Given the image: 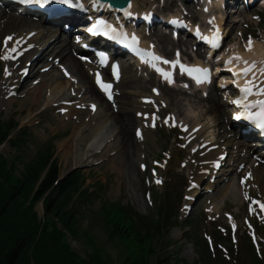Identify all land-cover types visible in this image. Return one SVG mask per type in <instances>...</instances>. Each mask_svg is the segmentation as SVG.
<instances>
[{
  "label": "rangeland",
  "instance_id": "obj_1",
  "mask_svg": "<svg viewBox=\"0 0 264 264\" xmlns=\"http://www.w3.org/2000/svg\"><path fill=\"white\" fill-rule=\"evenodd\" d=\"M157 2L160 3V0H138V7L140 9H148L154 6ZM166 2L167 7L164 9L166 11L164 13H175L179 6L178 2L174 0H166ZM255 15H258L259 18L256 19ZM240 18H243V20L241 24L239 23L236 30L232 32V38H230L231 45L228 49L239 43L245 47L249 38L253 37L256 42L264 45V3L258 8L252 10L249 14L241 15L237 20ZM26 29L27 28H20V30H23L24 32L30 31ZM8 30L9 29L2 32L1 38L9 34ZM240 32H242V34ZM2 40L0 42V56L3 54ZM159 44L162 49H165L164 51L168 55H172V52L177 45V43L174 45ZM3 70L4 65L0 62V115L4 121H10L12 119L16 120L19 124V128L23 130L25 137L21 149L17 150L10 144V142H8L0 147V154H3L11 163L13 161L17 162L15 168L19 173L23 170L25 163L35 157L38 148L50 142L52 146L55 147V159L58 163L59 178L75 171L81 173L86 178L85 188L90 189V191H95V188L102 184L104 187V193L101 194L100 198H94L91 203L84 206L82 210L83 214L79 215V225L82 230H86L92 235L98 246L104 247L106 254L109 255L111 259H116L118 257L119 249L114 246L113 243L108 241L104 222L98 212L103 202L117 203L131 207L141 216L151 219L159 218V207H161V211L168 210L167 216L181 217L180 208L183 203L181 195L183 196V194L186 193V188L189 184L188 182H191L189 161L191 160L192 155H190V148L186 143L185 136L181 133V129H177L174 126L171 127L169 124L170 122H167L168 126L165 125L166 114L160 122L159 129L155 131V135L152 137L148 136L144 142L139 143L141 149L136 152L135 162L138 164L137 167L139 166L138 168L141 172L136 177L131 176L129 179L125 171H119L116 162L118 151L114 149L116 142L115 137L118 130L109 127L108 123L110 122L106 124L98 123V125L96 124L97 126H92V128L98 127V131H95L90 138L88 137L85 144L86 148L91 149L93 153H88L86 155L84 159L85 163L83 165H77L75 162H73L72 165V163L67 162V157L65 156L66 152L60 151L58 146L61 142L78 131V128L73 129L71 125L66 124H70L73 120L72 118H70V120L64 119L65 116L59 114L61 108L54 109L52 107L58 97L61 95V97H65L70 94L69 86L67 85L64 91L62 90L60 93H55L51 96L49 95V89L44 90L43 99L41 102L37 101L38 103H35L34 93L38 92L37 90H39V86L35 84L32 85V89L28 96L22 97V93H20L17 97L8 98V91L6 90V93L3 91V88L6 87L3 84L5 83V74ZM136 75L137 74L133 72L126 74V81L124 85L121 86L122 91H127L125 90V84H127L129 78ZM28 81L29 80L25 83H28ZM147 84L149 83H145L143 80L140 82V86H144V88L147 87ZM29 86L30 85H28L27 88H29ZM146 90L147 92H136V90H132V100L130 99L131 101L129 102L130 105H127L126 103L127 96L122 95L119 99L120 109L116 113L111 108L112 112H114L115 115H120L121 113H126L125 111H130L132 115H135L136 104L141 101L142 97L152 94V86L149 85ZM227 90L228 89H224L219 92L216 88H212L213 94L218 93L217 98L224 110L222 116L225 126L228 124L226 122L230 105L226 103V97L222 93H225ZM166 91L168 92L169 89H166ZM166 91L164 97H166V100L169 102L166 96ZM20 92L23 91L21 90ZM178 94V101H175V104H170L171 110L173 112H180L179 114L182 119L188 121L190 124L191 122L194 124L198 123L199 121L195 119H198L200 116H205L202 123L206 127V134L209 136L217 134L219 137L222 130L218 131V129L215 128L213 117L209 116L206 107L210 102L209 98L213 95L207 100H203L199 93L190 94L178 92ZM5 97H7V99H5ZM85 103L87 102L85 101L84 103H81V105H84ZM90 104L91 103H87L84 106L89 108ZM101 114H103V109L100 108L97 113H93V116L98 120H102L101 117L103 115ZM60 120L62 121L60 122ZM62 122H65L67 126L63 125ZM134 127L135 126L130 127L131 137L137 141ZM18 135L19 133L15 132L12 139H16ZM104 147L110 148L106 152L104 151V153ZM156 162L160 164L157 175L161 176L163 184H165H160L158 187L152 188L148 186V183H155L152 168H155ZM143 164L147 165L146 169H141V165ZM214 197V201L213 199H210L209 201L207 199H204L203 201L200 200L199 204L201 205V208L204 207L201 213L203 216H196L194 214V218L187 221V223L184 221L178 223L177 228L171 231L167 239V244L169 243L170 246L166 251L169 253V256L173 258L177 257L188 264H195L200 260L201 250L205 247V243L202 240H206V237L211 238L212 245L215 243L214 247H217L215 239V237L218 236L217 231H215L217 230V221L219 226L224 229L223 235L226 238H230L231 234L228 227L230 223H232V219L226 217L227 214H230V216H233L234 222L239 225V232L236 234L238 244H234L231 241L235 247L230 249V252H227L229 245L227 242H221L222 244L219 245L216 253V258L219 260L217 264H251L252 254H248L246 246L244 245L246 237L247 243H250L248 238L249 235L243 224V219L246 216V205L241 206L240 203L242 200L240 197L238 200L232 195H229L224 199L218 194H215ZM36 210L40 213L41 218L44 217V208L42 204H39ZM188 222L190 224L189 226ZM59 227L64 231V228L60 224ZM260 234L261 233L259 232V235ZM261 236H259L261 239V248L260 250H255V253L261 256L260 258H264V234ZM69 241L72 249L79 253L83 258H86V255L91 252V249L87 246L86 241L82 237L74 239L69 236ZM222 241H224V239ZM247 246L250 250L249 245ZM251 251L253 250L251 249ZM228 255H230L231 258L225 259Z\"/></svg>",
  "mask_w": 264,
  "mask_h": 264
},
{
  "label": "trees",
  "instance_id": "obj_2",
  "mask_svg": "<svg viewBox=\"0 0 264 264\" xmlns=\"http://www.w3.org/2000/svg\"><path fill=\"white\" fill-rule=\"evenodd\" d=\"M15 127V123H4L0 119V145ZM21 141L18 138L12 143L18 146ZM52 157V147L45 146L17 176L14 164L0 155V264H115L86 233L83 237L87 238L92 252L83 259L72 250L66 233L58 228L55 219L75 238L81 235L75 219L79 205L70 207V204L75 202V196L88 200L90 195L85 191L79 194L83 180L77 174L52 189L58 175L56 163H51ZM41 200L48 216L45 222H41L35 212V205ZM101 214L108 240L122 248L117 260L120 264H185L156 256L166 219L169 221L170 217L149 221L132 209L115 204H103ZM202 260L201 264H211L207 256Z\"/></svg>",
  "mask_w": 264,
  "mask_h": 264
},
{
  "label": "bare ground",
  "instance_id": "obj_3",
  "mask_svg": "<svg viewBox=\"0 0 264 264\" xmlns=\"http://www.w3.org/2000/svg\"><path fill=\"white\" fill-rule=\"evenodd\" d=\"M136 2H137L136 0L133 1V4H132L133 11H134V8L136 6L135 5ZM0 20L2 22V25H0V31L5 32L7 29H9L8 31H9V33H11L10 37L13 38L12 40H10V42L5 44L6 49H13L15 42L20 43L24 39H27V41H28L27 44L24 45L18 51V53H20L22 55L21 59H19L18 61H15L13 63L7 64V66H9L11 68V70L9 71L11 73L10 81L14 83L17 80L20 81L21 76H20L19 72L24 70L28 66L27 63L30 62L32 60V58H36L35 55L41 53L40 57L41 58L45 57V54H47V52L44 53V52H42V50H40V48L37 49V46H38L39 42H41V41L48 43L50 40H52L53 35L50 34V36H47V37L46 36L44 37L43 35L42 36L41 35H31L29 37H26V36L22 35V31H20V28H22V29L29 28V29H36L37 30V29H40L41 26H39L38 24H34L32 22H29L27 20L18 19V18H14V17H8V16H0ZM4 20H6V22H4ZM18 28H19V30L15 31ZM14 33H16V34H14ZM155 37L158 39L159 43H161L163 45L174 43L172 38H168L166 35H163V34H157ZM181 44H182V42L179 41L178 45H181ZM70 45L71 44H69L68 41H64L60 45H58L59 46L58 48L54 47L49 52L50 56L55 55L53 57L59 58V60L61 61L60 63L64 68L63 70H65V72H68V74L70 76L74 77L79 85H82L78 92L75 91L76 94H73L74 90H71V96L68 97L69 101L75 102V98L78 97V99L87 98L90 101L99 102L101 109H103V114H101L103 116L101 117L102 120H98L96 118H92L91 113L89 111H86V108H84V107L80 108V109H76V108L71 109L69 114H67V116L68 117L74 116L75 118L73 119V122L71 121V123L69 125H71L73 129L78 128L79 132L76 131L72 136L68 137L63 142H61L58 147H59L60 151L66 152L65 156L67 157V162L72 163V165H73V162H75L77 165L81 166L85 163L84 159H85L86 155L88 153H93V151L91 149L86 148V144H85L88 137L90 138L91 135L95 131H98V127L92 128V126H95L96 124L98 125V123H100V124L105 123L106 124V123L110 122V123H108V126L118 130V133L115 137L116 142L114 145L115 146L114 149L118 151V154L116 156V162L118 164L119 171L120 172L125 171L127 174V177L129 179L131 178V176L136 177L138 174H140L141 171L138 168L139 166L137 167L138 164H136V162H135V155H136V152L141 149V147L138 145L137 141L131 137L130 127L135 126L134 128H136V131L142 132L143 133L142 136L145 135L146 138H147V136L152 137L155 135L154 134L155 132L152 131V128H150L143 121L144 119L142 118V116H144V114H147L149 107L148 106H146L145 108L143 107V110H141L140 107H142V105H144V104L142 103V105H141L140 103H137L136 106H139V105L140 106L137 107L138 109L136 108L135 115H132L130 111H125L126 113H121L124 115H121V114L115 115L114 112H112L110 105L105 101L103 95L97 90L95 85L91 82V79H90L88 73H93L94 67L91 65H88L86 63L82 64L80 61H77L75 58H73L71 56V54L68 53V51L74 47V46H72V45L70 46ZM163 50H165V49H163ZM238 54H239V56H241L240 58H242V59H239L237 62H233L232 63L233 68L239 64L246 65L244 63V61L251 62V61H259L260 60L262 66L256 67V69H255V76H256L255 83L257 85H260L257 82L259 81L260 77L262 76L260 74V69H264V48L260 45H256L255 48H253L250 53L245 54V55H241L240 53H238ZM45 66L47 68L48 67L50 68L51 64L45 63ZM61 70H62L61 68L57 67V69H56V67L54 65H52L51 70L42 75L43 80L40 83V86L38 85L39 90H37L38 92L34 93L35 103L37 101L38 102L42 101L44 90H48L51 88L50 89L51 90L50 95H52L55 93H60L62 90L64 91L66 89L68 82L65 80L66 79L65 73L62 72L63 70L62 71ZM59 71H61L62 73H60ZM125 71H127L129 73L131 71V68L125 67ZM41 74H42V72L40 73V75ZM33 75H34V73L31 74V77ZM252 75L248 78L247 83L249 80L252 79ZM37 78H38V76L36 77V79ZM29 79L30 78H27L24 82H26ZM139 79H141V78H139L137 76L129 78L127 84H125V86H126L125 90H127V91H125L124 94H125V96H127V99H126L127 102L125 101L127 103V105H130L129 102L132 100V98H131V94H132L131 91L132 90H136V92H139V91L147 92L146 89L148 88V85H155L158 83V82H156L155 79H152V81H150V82L142 79L145 83H149V84H147V87L144 88V86H140V82H142V80H139ZM204 87H206V86H201V88H204ZM130 88H133V89H130ZM30 89L31 88L29 86V88L26 90V94L29 93ZM178 92L181 93L182 91L181 90H175V89H169V91L166 93V96H167L170 104L171 103L175 104L174 102L178 101L177 100L178 99L177 98ZM212 95H211L212 97L209 98L210 102L206 106L207 107V113L209 114V116L213 117V121L216 124V126L219 127V130H222L225 126L224 121H223V116H222L224 110L222 109V106L219 103V100L217 99V94H215V95L212 94ZM254 95H256L258 97L264 96V95L256 94L255 90H254ZM79 96H80V98H79ZM258 97H257V99H259ZM204 99L207 100L208 98H204ZM32 101H33V99H32ZM60 101H61V99L58 98L55 102H60ZM141 114H143V115H141ZM132 116H134L135 118ZM203 119H205V116H200L198 119H195V120H198L199 121L198 124H199L200 121H202ZM68 120H70V119H68ZM61 121L62 120H60V122ZM87 123H89V124H87ZM186 123L187 124H185L184 126H187V127L190 126V123L188 121H186ZM62 124L67 126L65 124V122H62ZM192 126H195V124H192ZM204 133H205V129L202 132L201 131L199 132L198 137L200 138L202 136H205L206 134L204 135ZM194 135L195 134H193L192 132H189L188 138L193 137ZM225 135L229 138H231V137L229 135V132L224 133V136L221 139L225 138V142H227L226 145L228 144V145L232 146L233 144H236L233 139H227L225 137ZM196 138H197V136H196ZM204 142H206V140L201 142V144ZM252 144L255 145L254 143H252ZM109 148L110 147H104L103 152L104 151L106 152ZM238 149H239V147H238ZM201 152L203 153V158L200 159L199 155H198V158L200 161H207V165L203 166L201 163L199 165H196V164L190 165V170L192 172V176L195 178L194 181L196 183L198 181L200 182L204 178V177H202L203 172H201V170L208 168L210 166L211 162L213 163L217 159L222 160L221 159L222 155L226 153V151L222 148V146H219V148L216 147L215 151H211L210 149H203L202 151L198 150V153H201ZM237 152H239L238 154H240L243 152V150H239ZM248 154L249 153H247V155L244 157H240L242 159H238L239 161L246 162V164H247V168H246L245 172L241 173L242 176H246V178H247L246 179V182H247L246 183V190L247 191H250L251 189L257 190L262 194V198L264 199V167H261V166L256 167L257 163H254V161H251L248 158ZM226 160H228V158ZM209 162H210V164H209ZM211 168L214 169L215 165H213ZM227 171H229V170H227ZM224 172L225 171L219 172V174L224 175ZM214 174H215V171H214ZM228 175H229V177L233 176L231 173H229ZM212 186L213 185L208 184V185H206L205 189H209ZM239 193H240V189H239L237 183L233 182L230 185H227V186L220 188L218 195H220L221 197H224L226 195L228 196L229 194H231L236 200H238L239 199ZM241 205H243V204L241 203Z\"/></svg>",
  "mask_w": 264,
  "mask_h": 264
},
{
  "label": "snow or ice",
  "instance_id": "obj_4",
  "mask_svg": "<svg viewBox=\"0 0 264 264\" xmlns=\"http://www.w3.org/2000/svg\"><path fill=\"white\" fill-rule=\"evenodd\" d=\"M22 3L25 4H35L38 5L50 12H52L53 14L61 11L62 9L57 7V6H61V5H65V6H69L71 8H83L84 4L82 2H80V0H22ZM128 15H131V13L129 12ZM178 22V21H174ZM103 24V21L101 22ZM90 31H95V29H90ZM112 31L115 32L116 29L112 28ZM105 35H107L108 33L105 32ZM120 35H126L125 33H120ZM217 35H219V29H217ZM12 37H8L7 40H12ZM7 42V41H6ZM139 43V38L136 36L132 37V44L136 45ZM252 44V39L249 38V48L251 47ZM149 55L153 58V60H161L162 58L159 56H156V54L154 52L149 53ZM179 55V53H178ZM16 57L11 56L10 54L3 56L4 60H8V59H15ZM236 59H242L240 57H236ZM146 63L148 62L147 60L145 61ZM165 63H169V64H173L175 65V61H164ZM232 61L229 60V63H231ZM244 63L246 65H248L247 67L243 68L241 70V72L236 73L237 77H247L249 74H253L252 75V79L248 81V83L246 84V86L243 88V92L245 94V98L248 95H251L254 93L259 94V95H264V81H261L260 85H257L255 83L256 80V76H255V69L257 67V65L253 62L251 64H249L248 61H244ZM117 72H116V78L119 79V64L115 65ZM152 67L156 68V64H152ZM181 68L185 71L188 72V74L191 76L194 72L195 73H201V75H196L194 77L195 81L197 84L200 83H204V82H210V70L209 69H205V68H200V67H196V68H185V66H181ZM158 71L161 72V74L165 77L166 80H169L170 82L172 81V76L169 72L164 71L163 69H157ZM27 70L25 69V72ZM9 75H11V73H8ZM67 74V73H66ZM260 74L264 75V69H260ZM97 84L99 85V87L107 94L108 99L112 100L113 98V94H112V84L105 82L100 76L99 74H97V80H96ZM185 87H187V85H185ZM157 93L159 90H156ZM236 103L238 105H240L245 111L242 113H238L236 115V119L240 120V119H244L246 118L248 121H250L253 125L257 126L259 129H261L262 131H264V100L258 101L255 104L249 105L247 103H244L243 100H237ZM92 109L95 111L96 106L93 104ZM259 109L258 112L256 111H252L253 108H257ZM143 115V114H141ZM170 119H174L173 117H170ZM155 125L153 124V127ZM185 127V131H187V126ZM197 130V129H194ZM139 135H143L142 132L138 133ZM221 159H223V157H221ZM216 167H219V163L217 162ZM250 175V174H249ZM247 178H242L241 183H244L246 181ZM158 182H162V181H158ZM192 187H196L195 184L192 185ZM189 199H191V197H189ZM260 207L264 208V202H260Z\"/></svg>",
  "mask_w": 264,
  "mask_h": 264
},
{
  "label": "water",
  "instance_id": "obj_5",
  "mask_svg": "<svg viewBox=\"0 0 264 264\" xmlns=\"http://www.w3.org/2000/svg\"><path fill=\"white\" fill-rule=\"evenodd\" d=\"M115 4L125 7L130 0H112Z\"/></svg>",
  "mask_w": 264,
  "mask_h": 264
}]
</instances>
